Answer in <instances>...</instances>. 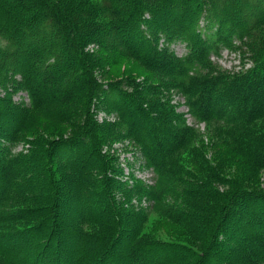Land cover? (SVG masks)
Masks as SVG:
<instances>
[{"label": "trees", "instance_id": "trees-1", "mask_svg": "<svg viewBox=\"0 0 264 264\" xmlns=\"http://www.w3.org/2000/svg\"><path fill=\"white\" fill-rule=\"evenodd\" d=\"M191 2L198 15L193 27L185 23L193 15ZM0 13L7 20L0 25V89L6 94H0L4 264L175 263L172 252L182 255V247L140 238L129 228L143 211L130 210L131 217L122 218L115 202L106 201L100 179L105 159L108 182L123 187L128 201L144 198L161 206L169 221L198 236L204 251L193 252L191 264H264V190L255 182L264 171V0H0ZM236 41L249 67L221 70L212 56L233 49ZM175 43L186 45L184 56L172 53ZM120 58L167 80L184 97L190 115L207 126V143L173 107L151 100L150 85L132 76L102 81L100 75L109 74ZM16 90L25 91L34 108L60 102L66 124L76 119L74 105L84 111L81 127L54 142L47 168L36 158L12 154L18 129L9 131L1 114L14 117ZM100 107L113 120L100 123L94 115ZM117 138L146 158L154 172L151 184L137 179L124 187L120 175L112 174L115 166L103 146ZM185 153L197 168L207 166L214 180L229 179V161L242 182L223 193L207 188L180 165ZM55 156L68 176L52 167ZM92 195H101L100 202H89ZM217 202L220 208L210 207ZM24 220L33 223L30 229L4 235ZM10 236L20 241L18 247L6 239Z\"/></svg>", "mask_w": 264, "mask_h": 264}, {"label": "rangeland", "instance_id": "rangeland-1", "mask_svg": "<svg viewBox=\"0 0 264 264\" xmlns=\"http://www.w3.org/2000/svg\"><path fill=\"white\" fill-rule=\"evenodd\" d=\"M191 7L190 13L193 15L188 16L185 19V23H191V27L195 24L194 22L197 21L198 15L194 14L196 11V4L191 2L189 4ZM193 16V17H192ZM194 21V22H193ZM7 23L6 18L0 13V25H4ZM262 28V27H261ZM261 28H258L259 30ZM264 30V29H263ZM264 36V32L262 34ZM235 46L233 49L223 48L220 54H214L211 58L213 63L219 67L221 70H239L243 65L244 67H249L250 62L246 61L242 62V56L237 46H239V41L234 42ZM96 47H91V49H95ZM172 53L181 57L187 53L186 45L183 43H175L172 45ZM93 52V51H92ZM100 71L97 70L96 74L99 75ZM125 76H132L136 77L139 81L150 85L146 88L148 94L152 101L159 100L160 102H164V106L166 107H173L174 111L183 115V118L186 120V123L189 127L195 129L200 138L204 139L205 142L210 139V134L208 133L207 126L204 123L197 122L189 112V108L186 105V101L184 97L177 92V90L170 88L167 80L163 81L162 76L158 72H151L148 69L142 67L137 62L130 60L129 58H120L119 61L116 63L115 67L110 70L109 74L105 76H101V80L105 81L108 78H118V77H125ZM0 94L2 97H6L5 92L3 89H0ZM10 97V96H9ZM12 103H14L15 114L14 117H8L6 115L1 114L2 123L8 126L9 131L14 132L18 129V133L14 139L12 154L17 158H25V157H32L36 158L40 164L42 163L46 168L48 167L49 163L47 158L50 157V150L55 147L54 142L59 141L61 137L67 138L68 135L73 134L76 132L77 126L81 127V124L84 121V111H81L82 108L80 104L73 106V117L76 115V119L73 123H64V118L61 117L59 114L61 109V103H51L41 108H34L30 106V98L25 91L16 90L11 95ZM95 100V98H94ZM167 103V104H165ZM97 105L94 103V107ZM100 111L96 112L94 110V115H96V119L101 123L107 120H113V117L107 116L104 108L100 107ZM76 109V110H75ZM75 114V115H74ZM58 144V143H56ZM57 146V145H56ZM104 147L103 153L110 159V163L115 166L112 169V174L117 176L120 175L121 179L123 180V186L125 187L129 185L135 184L136 180H143L148 184H151L154 179V172L151 166H149L148 161L146 158H143L141 152L126 139H113L106 143ZM45 158L44 160H42ZM179 159L180 165L190 169L192 174L194 175L193 180H199L208 185L207 188H215L221 193L227 192L229 190L234 189L232 185H237L238 182H242L239 178V170L238 167L232 166L231 163L226 162V167L229 170V180L228 178L220 177L218 180H214L210 177V174L207 173L206 167L203 164V169L197 168L192 162H190V158L185 153ZM108 161L105 159L103 161V168L101 169V180L104 181L102 183V188L104 189L105 197H107L106 201L109 202L113 200L115 202L114 206L119 207L117 209L118 214L123 218L124 214L127 217H131L128 214L131 213L130 210H137L143 211L144 216L142 219L136 220L131 222L130 218L127 219L131 223L128 222V226L131 230H137L139 232L140 238H145L150 241H159V242H166V243H173L176 246L182 247L180 255L178 252H172L175 255L174 264H191L194 260L196 255L192 253H197L198 256L203 253L204 246H202L198 241L199 238L194 232L186 230V228L179 224H174L173 222L169 221L165 217L164 208L161 206L153 207L150 206V202L146 199H138L134 198L133 200H127L125 197V193L122 188L114 187L113 183H109L108 179L111 177L110 169H108ZM231 161V160H230ZM20 164H23V161H19ZM202 164V163H201ZM234 165L235 162H232ZM53 165V166H52ZM53 168L61 169V173L68 176L71 172L68 169H63V164L58 157H54V162L52 163ZM221 170V168H220ZM222 172V171H221ZM56 176H60V172H54ZM225 173V171H223ZM238 173V175L236 174ZM236 174V175H234ZM259 175V176H258ZM258 175L255 178V182L260 184L261 188L264 190V171H258ZM109 176V177H108ZM234 176V177H233ZM67 178V177H66ZM99 186V185H98ZM41 193V192H40ZM41 196V195H40ZM93 196V195H92ZM90 196L87 200L90 202L99 203L101 198L98 196ZM84 198V197H83ZM82 198V199H83ZM85 199V198H84ZM83 199V200H84ZM80 199H78L79 201ZM86 201V200H85ZM34 204V203H33ZM31 203L26 204V207H30L33 205ZM222 203L217 202L214 204H210L211 208H217L221 206ZM35 205V204H34ZM208 205V204H207ZM209 207V205H208ZM190 211V210H189ZM122 213V215H121ZM199 217L202 219L209 218V214L199 213L196 212ZM112 217H115L114 210L112 212ZM35 219V218H33ZM142 221V222H141ZM33 223L30 221L24 220L21 223L14 224L13 229L5 230L6 234L4 235H12V230H26L30 229ZM17 226V227H16ZM90 231V229H89ZM17 233V231H15ZM10 233V234H9ZM23 236H26L25 234ZM13 236H10L6 239H12ZM12 242V246L16 247L15 245H20V241L15 240ZM24 253V254H23ZM26 252H22V256H25ZM184 258L185 260H183ZM196 261V260H194ZM0 264H4L0 259ZM194 264V263H193ZM210 264V263H208Z\"/></svg>", "mask_w": 264, "mask_h": 264}, {"label": "bare ground", "instance_id": "bare-ground-1", "mask_svg": "<svg viewBox=\"0 0 264 264\" xmlns=\"http://www.w3.org/2000/svg\"><path fill=\"white\" fill-rule=\"evenodd\" d=\"M39 183V182H38Z\"/></svg>", "mask_w": 264, "mask_h": 264}]
</instances>
